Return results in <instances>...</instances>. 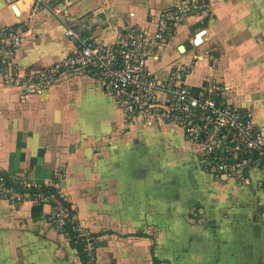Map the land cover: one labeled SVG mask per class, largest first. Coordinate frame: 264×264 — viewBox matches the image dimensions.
<instances>
[{"label": "crops", "instance_id": "crops-1", "mask_svg": "<svg viewBox=\"0 0 264 264\" xmlns=\"http://www.w3.org/2000/svg\"><path fill=\"white\" fill-rule=\"evenodd\" d=\"M63 1L76 31L95 42L117 40L129 26L152 34L157 13L179 2ZM215 8L186 17L147 67L164 80L196 55L186 82L199 88L216 80L219 99L264 130V92L253 85L239 96L221 77L236 50L222 34L229 25L219 16L223 7ZM10 24L23 29L16 62L26 75L75 50L61 21L32 0H0V27ZM201 28L204 43L193 46ZM22 91L0 65V170L56 182L91 236L97 264H264V168L250 167L241 181L220 177L180 128L128 119L93 69H67L40 91ZM52 199L13 202L0 193V264H83L50 220Z\"/></svg>", "mask_w": 264, "mask_h": 264}, {"label": "built area", "instance_id": "built-area-1", "mask_svg": "<svg viewBox=\"0 0 264 264\" xmlns=\"http://www.w3.org/2000/svg\"><path fill=\"white\" fill-rule=\"evenodd\" d=\"M32 1L54 13L63 24L65 35L75 40L76 47L70 55L50 67L26 75L16 62L23 40L22 27L1 26L0 65L7 67L17 86L25 93L44 89L67 69H93L102 77L105 87L113 93L127 118H141L180 128L184 137L201 150L204 166L220 177L241 181L246 178L250 167L264 168V130L255 123L252 115L219 99L221 87L216 81L207 80L199 88L186 82L196 55L190 63L173 67L164 80L155 77L147 67L148 58L159 51L186 17L210 12L215 0H179L157 13L152 34L129 26L119 31L117 40L109 42H95L77 32L75 17L63 0ZM206 35V28L195 31L193 46L202 45ZM23 180L24 184L37 185ZM0 193L13 202L52 197L50 220L53 225L64 231L71 228L76 241L85 243V263L97 264L91 236L84 231L74 207L61 196L62 199L53 195L32 197L17 187L6 186L1 178Z\"/></svg>", "mask_w": 264, "mask_h": 264}, {"label": "rangeland", "instance_id": "rangeland-1", "mask_svg": "<svg viewBox=\"0 0 264 264\" xmlns=\"http://www.w3.org/2000/svg\"><path fill=\"white\" fill-rule=\"evenodd\" d=\"M214 5L215 9L223 7L218 9L219 13L222 11L219 16L222 17L221 19L227 20L229 25L227 26L228 29L222 34L229 35L227 38L230 37L229 39L232 42L230 49L234 48L236 50V56L225 60L229 63L224 67L226 72L221 74V77L224 82L226 80L231 82V90L238 89L239 96L247 95V92L252 91V89L246 91L244 89L253 85L259 90L258 93L264 92V0H215ZM214 8L212 7V10ZM211 53V56H214V52ZM227 67H230V69H227ZM232 69L235 72L231 73ZM207 80L216 81L209 78ZM12 81L16 84L13 78ZM22 92L25 93L24 90ZM198 153L199 160L204 165L200 157V149H198ZM55 186L58 187L56 182Z\"/></svg>", "mask_w": 264, "mask_h": 264}, {"label": "trees", "instance_id": "trees-1", "mask_svg": "<svg viewBox=\"0 0 264 264\" xmlns=\"http://www.w3.org/2000/svg\"><path fill=\"white\" fill-rule=\"evenodd\" d=\"M0 178L4 180L6 186L17 187L22 192L30 193L32 197H36V196L47 197L53 195L57 198L62 199L60 197L57 186H53L50 184H37V185L24 184L25 180L21 178L13 177L1 170H0ZM66 232L70 237L71 245L79 251L82 263L86 264L85 256H84V245H85L84 241H76L74 237V232L71 230V228L68 227L66 229Z\"/></svg>", "mask_w": 264, "mask_h": 264}, {"label": "bare ground", "instance_id": "bare-ground-1", "mask_svg": "<svg viewBox=\"0 0 264 264\" xmlns=\"http://www.w3.org/2000/svg\"><path fill=\"white\" fill-rule=\"evenodd\" d=\"M181 50H184V47H181Z\"/></svg>", "mask_w": 264, "mask_h": 264}]
</instances>
